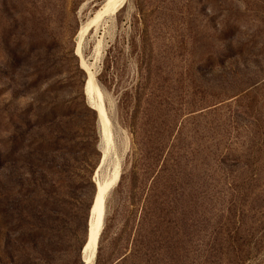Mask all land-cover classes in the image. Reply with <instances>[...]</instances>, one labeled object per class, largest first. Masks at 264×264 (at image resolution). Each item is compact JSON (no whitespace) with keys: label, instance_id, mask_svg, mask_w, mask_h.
Here are the masks:
<instances>
[{"label":"rangeland","instance_id":"obj_1","mask_svg":"<svg viewBox=\"0 0 264 264\" xmlns=\"http://www.w3.org/2000/svg\"><path fill=\"white\" fill-rule=\"evenodd\" d=\"M104 2L0 0V264H82L95 179L118 165L97 240L106 258L129 190L146 194L162 163L172 212L156 261L188 264L195 220L222 213L210 197L220 168L264 148V0H117L78 48ZM80 60L110 123L104 156Z\"/></svg>","mask_w":264,"mask_h":264},{"label":"trees","instance_id":"obj_2","mask_svg":"<svg viewBox=\"0 0 264 264\" xmlns=\"http://www.w3.org/2000/svg\"><path fill=\"white\" fill-rule=\"evenodd\" d=\"M171 167L166 163L161 164L157 177L152 179L146 194L138 193L143 188L142 185L138 191L129 190L125 197L127 206L124 207L125 221L122 228L111 241L106 258L100 257L102 249L100 242L97 244L94 264H158L156 259L163 250V243L154 238L158 228L164 225L162 210L172 212V201L160 200V189L167 187L164 180H170V177L163 173L172 172ZM237 167L239 172L235 169ZM220 172L221 186L217 191L214 187L211 188L213 193L210 197L218 192L216 200L220 196L222 213L218 215L212 212L207 215L204 227L196 225L195 220L194 235H203L190 242L187 262L256 264L264 253V148L240 150L226 161L225 168L221 167ZM209 176L214 181L213 175ZM173 179L174 177L170 182ZM143 195L145 198L140 204ZM139 204L140 210L136 216ZM178 258L184 261L183 249H180Z\"/></svg>","mask_w":264,"mask_h":264},{"label":"bare ground","instance_id":"obj_3","mask_svg":"<svg viewBox=\"0 0 264 264\" xmlns=\"http://www.w3.org/2000/svg\"><path fill=\"white\" fill-rule=\"evenodd\" d=\"M117 0H105L101 9L83 25L78 33L77 47L79 48L81 39L86 32L97 25V22L106 14L113 15ZM95 54L99 55V42L95 47ZM80 68L85 72L84 95L90 108L97 114L98 124L102 130V139L105 147L102 148L103 156L110 147V123L101 105L99 90L95 83V74L92 69L80 60ZM104 158V157H103ZM118 176V165H115L111 178L108 181L99 182L95 179L96 188L93 203L90 208V219L87 227V237L83 250V263L89 264L95 258L97 240L102 230L101 215L102 204L106 198L108 190L115 183Z\"/></svg>","mask_w":264,"mask_h":264},{"label":"water","instance_id":"obj_4","mask_svg":"<svg viewBox=\"0 0 264 264\" xmlns=\"http://www.w3.org/2000/svg\"><path fill=\"white\" fill-rule=\"evenodd\" d=\"M82 264H85V263H83V260H82Z\"/></svg>","mask_w":264,"mask_h":264}]
</instances>
